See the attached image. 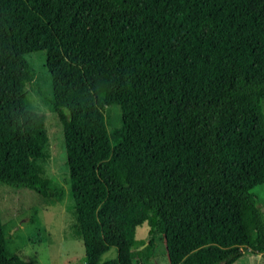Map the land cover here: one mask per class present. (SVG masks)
<instances>
[{
	"label": "trees",
	"instance_id": "trees-1",
	"mask_svg": "<svg viewBox=\"0 0 264 264\" xmlns=\"http://www.w3.org/2000/svg\"><path fill=\"white\" fill-rule=\"evenodd\" d=\"M254 41L264 42V0H0V183L64 195L43 176L45 129L28 99L26 55L41 52L81 264H139L157 234L169 264H232L247 249L264 260ZM144 222L148 239H137ZM0 264H30L8 252L1 217Z\"/></svg>",
	"mask_w": 264,
	"mask_h": 264
},
{
	"label": "rangeland",
	"instance_id": "rangeland-1",
	"mask_svg": "<svg viewBox=\"0 0 264 264\" xmlns=\"http://www.w3.org/2000/svg\"><path fill=\"white\" fill-rule=\"evenodd\" d=\"M251 47L258 74L264 77V42L254 41ZM26 59L35 75L34 81L27 84L28 99L32 108L41 116L45 129L41 134L45 138L43 149L46 155L41 162L43 176L53 185L62 187L64 195L61 200L45 199L27 188H13L0 183V217L7 250L30 264H81L84 258L82 241L68 237L69 225L73 220V202L68 182L62 123L42 97L50 95L49 76L44 67L45 56L41 52H35L26 55ZM104 118L111 135L120 126V106H106ZM252 193L257 206L264 212V184L255 187ZM148 228L146 222L139 226L136 238L147 240ZM155 240L153 254L150 257L144 255L139 264H169L162 236L155 235ZM243 252L235 264H255L249 259V253H255L248 249ZM115 256L116 249L112 247L103 255V259ZM255 259L256 264H264L260 254Z\"/></svg>",
	"mask_w": 264,
	"mask_h": 264
},
{
	"label": "crops",
	"instance_id": "crops-1",
	"mask_svg": "<svg viewBox=\"0 0 264 264\" xmlns=\"http://www.w3.org/2000/svg\"><path fill=\"white\" fill-rule=\"evenodd\" d=\"M246 253V252H245ZM244 254V252L242 253V255ZM256 254V255H255ZM255 254H252V253H249V259H251L252 261H254L255 262V264H256V262H257V260L255 259L256 258V256H257V254H260V253H255ZM242 255H240L232 264H235L236 263V261L240 258V257H242ZM260 256H261V254H260Z\"/></svg>",
	"mask_w": 264,
	"mask_h": 264
}]
</instances>
